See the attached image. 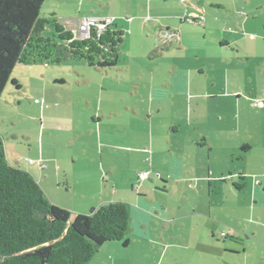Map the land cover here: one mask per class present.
Here are the masks:
<instances>
[{
  "label": "crops",
  "instance_id": "1",
  "mask_svg": "<svg viewBox=\"0 0 264 264\" xmlns=\"http://www.w3.org/2000/svg\"><path fill=\"white\" fill-rule=\"evenodd\" d=\"M232 1L245 3L233 9L228 7L236 16L232 25L225 24L223 30L216 32L213 29L208 35L209 40L205 37L201 46H195V42H190L189 38L186 40L181 27L177 38L169 42L175 46H165L159 54L167 66L163 74L152 71L143 79L133 75L116 76L115 86L108 84L106 87L110 91L109 97L102 99L101 96L88 107L92 125L88 128L82 126L83 129H80L78 123L74 131L72 122L65 120L63 130L70 134L63 136L61 144L66 147L73 145L81 154L87 152L88 147L98 153V156L88 157L84 161L96 168L95 177L92 179L96 186L89 190L90 192L81 191L82 199L88 198L84 194H89L91 200V204L85 202L88 204L84 210L119 202L117 198L124 199L118 196L122 186L119 184L118 175L134 186L135 179H139L138 173L147 172L148 178L141 181L142 189L139 192L142 195L138 196L139 201L129 200L126 203L130 214L128 235L132 233L146 242L147 246L153 247L169 232H172V240L197 237V231L206 239L211 234L213 239L217 232L227 228L234 242L229 243L230 251L225 249L227 245L224 243L223 255L228 254L239 261V255L242 253L235 242L237 235L245 237L242 246L246 241V246H259L264 250V237L260 236L264 234V217L256 213L261 212L264 216V30L261 29L264 25V0ZM208 7L209 5L204 3L203 10L195 12H202L206 22L201 25L195 20H190L191 27L205 28L213 17L206 11ZM210 8L215 9L214 5ZM234 25L237 28H234ZM193 34H196L194 30ZM241 35L246 38L249 46L241 44ZM183 41L186 42L185 46H182ZM211 43L214 46H207ZM174 50L176 52H173ZM197 50L203 52L204 59L200 63H193V59L201 57L193 56V52ZM167 61L169 63H166ZM131 67L130 65V69ZM256 72L257 78L261 80L257 79L255 82L250 75ZM119 80L124 81L123 84L118 82ZM240 84H245L244 89ZM131 113L136 119H132ZM49 118L52 117L43 113L42 129L49 127ZM135 122H138V126L142 124L141 128L134 127ZM243 147L246 148L245 151H242ZM75 155L72 156L73 164L76 162ZM51 160L56 162L55 159L48 162L53 163ZM32 164L20 169L33 177L50 203L61 206L39 182L36 166ZM49 170L47 166L41 168V179H47L44 171ZM154 174L156 177H153ZM97 177L101 178V181L95 180ZM153 178H158L164 184V193L161 192L163 195H168L169 190H175L181 197L189 198L190 202L188 201L186 208L150 199V186L147 181L155 187L157 184ZM236 183L243 184V188L237 190L234 187ZM216 185L224 186L220 201L200 198L210 194ZM69 189L71 190L72 186L66 182L67 192ZM240 193L248 197V200H243V209L251 212L252 221L249 220L253 222L252 227L248 229L241 228L242 223L236 217H232L226 225L213 213V210L225 209L224 194L236 197ZM186 200L185 198L184 201ZM73 210L71 219L84 215L80 213L83 209L76 207ZM239 210V205H234L233 212ZM171 211L172 217H167ZM171 218H174L172 223L169 221ZM158 222L161 224V233L154 237V231L159 229ZM131 237H128L126 247L121 242L106 243L102 247L113 244L116 252H127L132 245ZM199 238L201 239V236ZM211 238H208V247L199 245L205 248V251L201 252L206 256L202 255V258L209 263L210 260L212 263L218 260V257L209 256V253L214 251L209 247L219 246L218 242L212 246L214 242ZM197 241L195 240V246L191 247L194 251L197 250ZM204 242L206 243V240ZM184 248L189 249L187 246ZM254 252L259 258H264V255ZM248 255L244 247L242 264H247ZM231 264L239 263L235 261Z\"/></svg>",
  "mask_w": 264,
  "mask_h": 264
},
{
  "label": "rangeland",
  "instance_id": "2",
  "mask_svg": "<svg viewBox=\"0 0 264 264\" xmlns=\"http://www.w3.org/2000/svg\"><path fill=\"white\" fill-rule=\"evenodd\" d=\"M204 3L209 5L206 11L213 17L204 29L203 27L193 28L190 25V20H195L196 23L201 25L206 22H204L202 12L195 14L196 11L203 10ZM211 5H214L215 9L210 8ZM243 5L245 3H233L232 0H45L40 9V18H49L54 14L59 21L72 24L82 18L104 17L112 19L113 25L118 26L124 32L123 42L119 48V63L116 69L108 70L88 67L83 61H67L61 65H16L0 99V137L3 141L7 163L23 169L25 165H31L29 161H32V165L36 166L39 182L61 205L57 207L66 209L70 213H74L73 209L77 207V209H83L81 210L83 212L80 213L87 215L90 210H86V208L84 210V207L88 204L85 202L91 204V200L89 194H84L88 198L82 199L81 191L90 192L89 190L96 186L92 181L96 174V168L84 161L88 157L98 156V153L92 147H88V151L81 154L73 145H70V147L62 145L63 136L70 134L63 130L65 129V120L72 122L74 131L78 123H80V129L92 125L88 107L95 99H100L101 96L102 99L109 97L110 91L106 87H108V84L111 86L114 84L115 86L116 76L127 77L133 75L136 78L143 79L144 76L150 75L152 71L163 74L167 70V66L164 65L165 63L161 60L159 54L162 53L161 51L165 46H175L167 43L163 38L165 31L177 34L182 27L184 38L186 40L191 39L190 42H195V46H201L202 42H205L204 38L208 37L213 29L216 32L219 29L223 30L222 27L225 24L232 25V21L236 16L228 10V7L233 9L235 6L240 7ZM172 14L176 16H170ZM216 15L218 17H214ZM238 15L237 17H239ZM234 28H237V26L234 25ZM192 29L196 34H193ZM261 29L264 30V25ZM232 30L234 32V29ZM245 40L246 38L243 37L241 44L249 46ZM185 45L186 42L183 41L182 46ZM207 46L214 45L211 43ZM193 54L194 57L196 55L201 56L198 59H193V63H200L204 59L202 58V51L197 50ZM181 57H179V61H181ZM166 63H169V61ZM130 65L132 66L131 69ZM250 76L255 82L260 79L257 78V72ZM11 80L17 81L21 88L17 90L14 86L12 87ZM118 82L123 84L124 81L119 80ZM83 83L85 84L83 85ZM240 85L242 88L245 87V84ZM125 86L128 89V86ZM257 86L259 85L257 84ZM249 88L253 90L252 87ZM43 113L47 117H52L48 119L49 127L47 126L45 129L41 128ZM131 117L136 119L132 113ZM146 123H148L147 120ZM137 126L138 122H135L134 127ZM141 126L142 124L138 127L141 128ZM130 127L134 128L131 125ZM42 131L44 132L42 133ZM74 154H76V162L73 164L72 156ZM81 155L83 156L81 157ZM50 159H55L56 162L54 163L52 160L53 163L48 162ZM62 159L65 161H61ZM236 162H238V159H236ZM45 166L50 169L44 171L46 180L41 179L42 173L40 172L41 168H45ZM60 167L62 168L60 169ZM153 177H156L155 174ZM117 178L119 184L122 185L118 196L124 197L125 200L122 198L117 199L125 203H128L129 200L138 202V196L142 195L139 191L142 189L140 185L143 180L136 178L134 186H131L120 175ZM96 179L101 181L99 177ZM153 180L157 184L155 187L147 181V185L150 186L149 193L147 191L150 199L160 203H168L170 206L178 204L182 205L183 209L186 208L187 203L190 202L189 198L184 196L187 199L184 201L185 198L181 197L178 191L175 190H169L168 195H163L161 192L165 190L164 184L158 178H153ZM66 182L72 186V189H69L68 192ZM217 186L220 185H216L209 192L210 194H205L200 198L202 200L208 198L209 201H220L224 186L219 188ZM111 189L112 186H110L109 191ZM238 196L230 197L228 194H224L225 209L213 210V213L219 219H222L225 224L229 223V220L233 219L232 217H236L242 223L243 227L241 228L248 229L253 224L251 222V212L243 209V200L245 198L248 200V197L244 193H240ZM237 204L241 210L233 212V207L234 205L236 207ZM256 213L264 217L261 212ZM171 215H173L172 211L166 216L172 217ZM177 215L179 214L177 213ZM173 219L171 218L169 221L172 223ZM158 224V230L153 227L156 230L154 231V237L161 233V224L159 222ZM171 233L165 234L164 238L156 243L154 242L153 247L151 245L147 246L146 242L131 233L127 236V239L132 236V245L127 252L124 250L120 251L122 253H118L113 249V244H108L100 249L89 264H190V262L195 264H231L235 261L242 264L244 247L246 248V254H249L246 260L247 264H264V258H259L258 254L254 252L257 251L264 255V250L259 246H246V241L242 246L245 237L239 235L235 236V239H237L235 242L238 243V248L242 253L239 255V261L238 258L230 257L228 254L223 255L225 249H230L229 243L234 242V239L230 238L227 228L217 232L213 239L211 234L207 236L213 240L214 244L212 246H215L217 242L219 243L217 248L209 247V249L214 250L209 253V256L218 257V260L213 263L212 260L209 263L202 258L204 252L201 251H205V248H201L199 245L207 246L209 241L203 234L201 235L197 231V237L190 236L187 237V240L179 238L172 240ZM221 233L223 234L221 235ZM260 236L264 237V234ZM195 240H198L196 251L191 249L195 246ZM224 243L227 245L225 249H223ZM185 246L189 249H185Z\"/></svg>",
  "mask_w": 264,
  "mask_h": 264
},
{
  "label": "trees",
  "instance_id": "3",
  "mask_svg": "<svg viewBox=\"0 0 264 264\" xmlns=\"http://www.w3.org/2000/svg\"><path fill=\"white\" fill-rule=\"evenodd\" d=\"M44 1L0 0V99L16 65L83 61L108 70L119 63L122 29L112 24L100 35L76 39L54 14L40 18ZM11 85L21 88L15 80ZM234 187L241 190L243 184ZM129 224L128 206L120 201L71 219L28 172L7 163L0 137V264H89L106 243L126 247Z\"/></svg>",
  "mask_w": 264,
  "mask_h": 264
},
{
  "label": "built area",
  "instance_id": "4",
  "mask_svg": "<svg viewBox=\"0 0 264 264\" xmlns=\"http://www.w3.org/2000/svg\"><path fill=\"white\" fill-rule=\"evenodd\" d=\"M188 1V0H182ZM113 24V20L110 18H82L75 22L74 24L70 22H64L65 29L72 34L76 39H85L91 35L92 32H97L98 35L108 26ZM176 33L171 31H165L163 38L167 43L172 42L176 38ZM32 164V161H29ZM149 173L141 172L138 173V178L140 180H145L148 178Z\"/></svg>",
  "mask_w": 264,
  "mask_h": 264
},
{
  "label": "clouds",
  "instance_id": "5",
  "mask_svg": "<svg viewBox=\"0 0 264 264\" xmlns=\"http://www.w3.org/2000/svg\"><path fill=\"white\" fill-rule=\"evenodd\" d=\"M191 21H193V20H191Z\"/></svg>",
  "mask_w": 264,
  "mask_h": 264
}]
</instances>
